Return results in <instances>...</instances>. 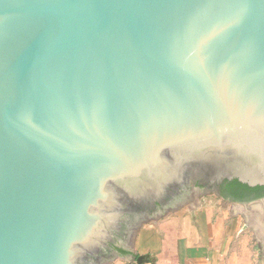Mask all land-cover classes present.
Listing matches in <instances>:
<instances>
[{"label":"water","instance_id":"95a60500","mask_svg":"<svg viewBox=\"0 0 264 264\" xmlns=\"http://www.w3.org/2000/svg\"><path fill=\"white\" fill-rule=\"evenodd\" d=\"M235 180L264 187V0H0V264H86L128 207L163 206L135 239Z\"/></svg>","mask_w":264,"mask_h":264},{"label":"rangeland","instance_id":"374dc122","mask_svg":"<svg viewBox=\"0 0 264 264\" xmlns=\"http://www.w3.org/2000/svg\"><path fill=\"white\" fill-rule=\"evenodd\" d=\"M233 204L214 194L205 195L178 211L151 219L135 235V259H117L114 263L147 261L149 256H157L153 251L165 247L166 254L202 255L207 264H264V240L257 232L256 215L250 209L258 204L249 209L238 206L241 210L237 212L232 209ZM148 233L151 238H142Z\"/></svg>","mask_w":264,"mask_h":264},{"label":"flooded vegetation","instance_id":"af4514ba","mask_svg":"<svg viewBox=\"0 0 264 264\" xmlns=\"http://www.w3.org/2000/svg\"><path fill=\"white\" fill-rule=\"evenodd\" d=\"M232 182L226 181L218 185L217 189L219 191V195H215V196L224 202H230L238 206H246V207H249V205H256L264 202V192L260 195H257L256 193L247 195L246 193H244L242 189L231 186L230 184ZM198 188H200L201 190L205 189L202 186ZM181 194L186 195L188 194V191L183 190L181 191ZM235 196L236 197L241 196L243 198L239 200H235L234 198ZM162 207L163 206L160 203L156 202L155 204L148 207L140 208V207L131 206L125 209V212L129 215L125 229L123 230L119 229L117 234L115 235L116 238L114 239V241H110L108 243V246L106 245L107 248L103 247L101 250L92 254L89 260L92 261V259L94 258L96 259L95 261H98L100 258H102L101 257L103 256L102 254H106L107 256H114L117 254L122 258L130 256L131 253L128 250H126V247L132 245L133 242L132 240H134L133 239L134 237H132V235L134 233L137 223L143 218H145L148 214L150 215L159 214L160 211H162ZM123 234H125L126 238H124V240L122 239L123 240L122 241L119 239V237H117V235H123ZM121 250L127 251L128 254L123 255ZM88 261L86 262V264L88 263Z\"/></svg>","mask_w":264,"mask_h":264},{"label":"crops","instance_id":"0c3cea01","mask_svg":"<svg viewBox=\"0 0 264 264\" xmlns=\"http://www.w3.org/2000/svg\"><path fill=\"white\" fill-rule=\"evenodd\" d=\"M151 235H152L151 233H148L146 235H142V238H145L146 240H148L149 238L152 237ZM164 248L165 247H163V248L161 247L160 249L152 252V253L157 254V256H155V258H154V255H151V256H149L150 258L147 261L141 260V261L135 262L134 264H207V262L204 260L205 257L202 255L190 257L187 255L181 256L179 253L166 254L167 248H165V249ZM153 250H155V249H153ZM117 259L125 260L123 258H117ZM117 259H115V260H117ZM115 260L109 264H115L114 263ZM126 262H127V260H126Z\"/></svg>","mask_w":264,"mask_h":264},{"label":"bare ground","instance_id":"6f19581e","mask_svg":"<svg viewBox=\"0 0 264 264\" xmlns=\"http://www.w3.org/2000/svg\"><path fill=\"white\" fill-rule=\"evenodd\" d=\"M232 209H235L236 212L240 211V207H238V205L233 204L232 205ZM249 209V207H248ZM251 212L254 213L255 219L259 220V223H257L255 220V224H257L256 228H257V232L260 234V237L264 240V202L256 205V206H252L251 208ZM249 212V211H248ZM249 212V213H251ZM254 226V225H253Z\"/></svg>","mask_w":264,"mask_h":264},{"label":"trees","instance_id":"16d2710c","mask_svg":"<svg viewBox=\"0 0 264 264\" xmlns=\"http://www.w3.org/2000/svg\"><path fill=\"white\" fill-rule=\"evenodd\" d=\"M230 185L242 189L244 191V193H246L247 195L253 194V193L260 195L264 192V187L257 186V187L252 188V187H249L248 185H244V184L238 182L237 180L233 181ZM234 198H235V200H239V199H242L243 197H241V196L236 197L235 196ZM121 252L123 255L128 254V252L124 251V250H121Z\"/></svg>","mask_w":264,"mask_h":264}]
</instances>
